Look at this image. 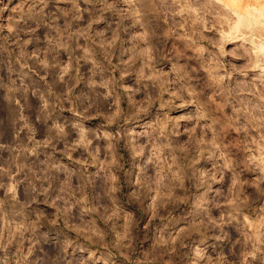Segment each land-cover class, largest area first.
<instances>
[{"label":"clouds","instance_id":"clouds-1","mask_svg":"<svg viewBox=\"0 0 264 264\" xmlns=\"http://www.w3.org/2000/svg\"><path fill=\"white\" fill-rule=\"evenodd\" d=\"M0 264H264V0H0Z\"/></svg>","mask_w":264,"mask_h":264}]
</instances>
